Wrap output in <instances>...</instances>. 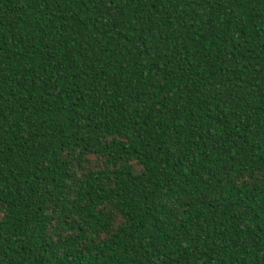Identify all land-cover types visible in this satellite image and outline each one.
Instances as JSON below:
<instances>
[{
    "label": "trees",
    "instance_id": "obj_1",
    "mask_svg": "<svg viewBox=\"0 0 264 264\" xmlns=\"http://www.w3.org/2000/svg\"><path fill=\"white\" fill-rule=\"evenodd\" d=\"M0 264H264V0H0Z\"/></svg>",
    "mask_w": 264,
    "mask_h": 264
}]
</instances>
